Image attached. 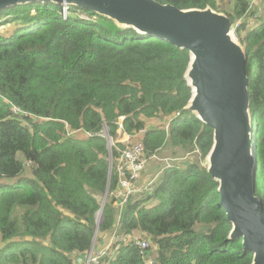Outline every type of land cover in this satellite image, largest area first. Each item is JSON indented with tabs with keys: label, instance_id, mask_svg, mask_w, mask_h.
Instances as JSON below:
<instances>
[{
	"label": "trees",
	"instance_id": "trees-1",
	"mask_svg": "<svg viewBox=\"0 0 264 264\" xmlns=\"http://www.w3.org/2000/svg\"><path fill=\"white\" fill-rule=\"evenodd\" d=\"M155 1L180 10L211 8L227 15L232 28L238 24L254 140L253 191L264 214V19L247 26L250 0ZM3 26L0 264H74L77 255L87 254L100 209L97 197L117 185L103 128L123 147L122 136L158 114L169 123L147 130V156L170 147L179 151L177 161L163 170L152 193L129 198L118 224L121 233L140 232L149 248L140 255L121 243L100 264H251L241 239L228 240L231 224L219 206L218 182L202 165L213 131L184 109L192 97L185 80L187 50L90 10L64 11L53 3L1 10ZM114 201L103 208L101 244L117 223ZM150 202L157 205L145 207Z\"/></svg>",
	"mask_w": 264,
	"mask_h": 264
},
{
	"label": "water",
	"instance_id": "water-1",
	"mask_svg": "<svg viewBox=\"0 0 264 264\" xmlns=\"http://www.w3.org/2000/svg\"><path fill=\"white\" fill-rule=\"evenodd\" d=\"M36 3L90 10L119 27L189 52L185 80L192 97L184 109L213 131L206 169L218 182L219 206L231 224L228 240L240 238L243 252L252 254L251 264H264L262 200L253 191L246 54L228 16L211 8L180 10L155 0H0V11Z\"/></svg>",
	"mask_w": 264,
	"mask_h": 264
},
{
	"label": "built area",
	"instance_id": "built-area-1",
	"mask_svg": "<svg viewBox=\"0 0 264 264\" xmlns=\"http://www.w3.org/2000/svg\"><path fill=\"white\" fill-rule=\"evenodd\" d=\"M259 1L260 0L249 1V10L247 12L246 21L250 19L249 22L247 21V26L250 28H254L258 24H260L258 18L255 17V13L257 14L256 6L258 5ZM250 11L252 13H249ZM234 38L238 40V37L236 35L234 36ZM12 111L13 113H17L19 110L15 106H13ZM178 115L179 113H176L175 116ZM163 117V115L158 114L153 119L147 120L144 128L140 129L132 135H124L123 140L119 141L123 147H116L117 143L109 136L108 128L106 126L103 128L101 135L108 144L107 162L109 164V171L110 174L114 172L117 176L116 187L112 191L107 192L109 198L111 200H115L113 205L118 209L117 227L109 236V240L105 246H103L99 250L92 249L87 253L86 257L77 262H74V264H100V260L106 255L110 254L113 251V247L115 245L121 244V242L136 247L140 255H142L149 248L148 242L142 237L136 234L132 235L121 233L119 231L120 228L118 224L120 223V215L122 209L124 208V205L127 203L130 197L141 196L145 193L150 194L155 190L156 181L161 174L156 173L150 175L149 177L146 176L145 178H143V174L145 172V169L147 168L148 160L158 161L159 159L157 158L156 154L147 156L143 138L149 128L158 127L154 125L150 126V122L154 119L159 120ZM168 123L169 119L164 126L165 129ZM119 126L121 127V123H119ZM111 139L114 141V143ZM109 145L111 146V148L109 147ZM113 149L115 150L116 154L113 153ZM194 153H198V151L195 150ZM165 161H168V159H165ZM171 166L173 165H170L169 167ZM148 264H153V262L149 261Z\"/></svg>",
	"mask_w": 264,
	"mask_h": 264
},
{
	"label": "rangeland",
	"instance_id": "rangeland-1",
	"mask_svg": "<svg viewBox=\"0 0 264 264\" xmlns=\"http://www.w3.org/2000/svg\"><path fill=\"white\" fill-rule=\"evenodd\" d=\"M256 11H257V14L255 13V17L258 18V20L261 22L264 19V0H260L258 2V5L256 6ZM249 13H252V12L250 11ZM6 19L7 18H1V20H6ZM246 19H247V17L245 18V20ZM249 20H247V21L249 22ZM12 26H13V28L15 27L14 25H12ZM237 26H238V24L235 25L233 28L231 27L232 28L231 29V32H232V34L234 36L236 35L235 34L236 33L235 30H236ZM3 32H6V27L5 26H3L2 28H0V33L2 34ZM168 119L169 118H166V117H163V118H161L159 120L154 119V120H152L150 122V126H152V125H154V126H162V125L165 126V124H166V122H167ZM118 135H120V131L118 132ZM122 140H123V136L121 138V141ZM112 142L114 143L113 140H112ZM109 147L111 148L110 145H109ZM107 149H108V146H107ZM178 152H179L178 150L171 149L170 147H164L163 149H161L156 154L157 158L159 159L158 161L148 160L147 168L145 169V172L147 171V176L149 177L150 175L156 174V173L162 174L163 173V170L164 169H167L170 165H172L171 162L175 161L173 159V157H174V154L176 155ZM165 159H168V161H165ZM172 159H173V161H172ZM155 162L157 164H155ZM111 163H112V161H111ZM169 163H170V165H169ZM178 165L180 167H182V164L179 161H178ZM202 165L205 166L206 165V161L203 162ZM104 198H105L104 195L97 197V200H98V202H99L100 205L102 204ZM108 198H109V195H107V197H106V202H107V199ZM156 205H157V202H150L147 205V207L148 208L149 207L151 208V207H154ZM196 230L199 231V232L204 231V227H198ZM99 244H101V241H100V238H98V232H97V236L95 238V241L93 242V246H97Z\"/></svg>",
	"mask_w": 264,
	"mask_h": 264
},
{
	"label": "clouds",
	"instance_id": "clouds-1",
	"mask_svg": "<svg viewBox=\"0 0 264 264\" xmlns=\"http://www.w3.org/2000/svg\"><path fill=\"white\" fill-rule=\"evenodd\" d=\"M63 7V6H62ZM68 7L69 6H67V8L65 9L64 7V11H66L67 9H68ZM250 124H251V121H250ZM114 150V149H113ZM251 155H252V153H251ZM109 173H110V171H109ZM107 192H109V190L107 189V191H106V193H105V195H104V200H103V202H102V204L100 205L99 204V206L100 207H102V212H103V208H104V206L107 204V202H108V200H110V201H112L110 198H108L107 199V202H106V197H107ZM106 202V203H105ZM128 202V201H127ZM114 203V202H113ZM147 205H148V203L145 205V207H147ZM125 206V205H124ZM113 208H115V211H116V213H117V218H118V209L113 205ZM102 212L100 213L99 211L97 212V214H96V222L97 221H99V223H101V221H102ZM100 225V224H99ZM117 227V223H116V226H115V228ZM114 231V230H113ZM112 231V232H113ZM97 232H98V229L97 230H95V238H96V236H97ZM132 235L133 234H136V235H138V236H140V237H142L143 239H145L144 237H143V235L140 233V232H134V233H131ZM111 235V233L109 234V236ZM109 236H108V239H107V241L106 242H104L103 244H102V246H101V248L103 247V246H105L106 244H107V242H108V240H109ZM95 238H94V240H93V242L95 241ZM93 242H92V245H91V248H90V250L88 251V252H90L92 249H95V250H97L96 248V246H93ZM122 243V242H121ZM125 244V243H124ZM130 245V244H129ZM115 246H118V245H115ZM96 247V248H95ZM99 250V249H98ZM87 252V253H88Z\"/></svg>",
	"mask_w": 264,
	"mask_h": 264
},
{
	"label": "crops",
	"instance_id": "crops-1",
	"mask_svg": "<svg viewBox=\"0 0 264 264\" xmlns=\"http://www.w3.org/2000/svg\"><path fill=\"white\" fill-rule=\"evenodd\" d=\"M149 120H150V119H149ZM101 246H102V244L97 245V246H96V247H97L96 249H97V250L100 249ZM86 256H87V254H85V255H77V256L75 257V262L81 260L82 258H84V257H86Z\"/></svg>",
	"mask_w": 264,
	"mask_h": 264
}]
</instances>
